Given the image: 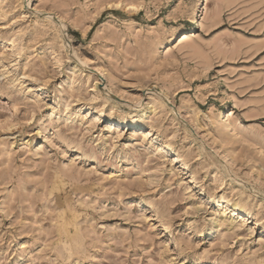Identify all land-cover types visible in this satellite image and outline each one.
<instances>
[{"label":"rangeland","instance_id":"rangeland-1","mask_svg":"<svg viewBox=\"0 0 264 264\" xmlns=\"http://www.w3.org/2000/svg\"><path fill=\"white\" fill-rule=\"evenodd\" d=\"M0 264H264V0H0Z\"/></svg>","mask_w":264,"mask_h":264},{"label":"bare ground","instance_id":"bare-ground-1","mask_svg":"<svg viewBox=\"0 0 264 264\" xmlns=\"http://www.w3.org/2000/svg\"><path fill=\"white\" fill-rule=\"evenodd\" d=\"M197 21H195V23H196ZM189 33H187L186 31L184 32V33H182L181 35H180V37H181V41L183 42V41H185V40H187L188 38H189V36H191V35H188ZM39 90H42V86L39 88ZM123 123H125V125L126 126H129L130 128H137V127H142V125H141V122H139V120L138 119H136V118H131L130 120H128V121H124ZM147 137H151V136H154L153 134H152V132L151 131H148L147 132V135H146ZM164 147L165 148H170L171 146H169L168 144H164ZM238 202V201H237ZM230 209L236 214V213H244L245 211H247V210H245L244 209V207L240 204V203H234L233 205H231L230 206ZM246 214L248 215V212H246Z\"/></svg>","mask_w":264,"mask_h":264}]
</instances>
